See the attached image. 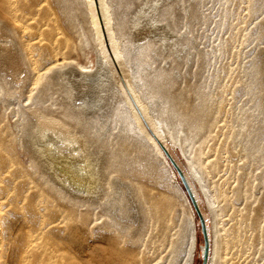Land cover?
<instances>
[{
  "label": "bare ground",
  "instance_id": "6f19581e",
  "mask_svg": "<svg viewBox=\"0 0 264 264\" xmlns=\"http://www.w3.org/2000/svg\"><path fill=\"white\" fill-rule=\"evenodd\" d=\"M207 1L85 0L90 64H84L68 59L75 44L65 32L55 0H0V95L12 107L18 130L6 135L0 121L1 264H68V247L73 246L61 240L90 231L98 213L107 228L128 221L124 199L137 201L139 188L132 180L130 153L157 159L192 210L167 152L206 211L201 212L209 236L207 264H232L226 255L222 211L237 167L226 164L219 180L213 181L219 163L208 165L203 147L210 135L208 105L222 102L226 91L224 70H207L226 49L222 40L211 45L208 30L215 19L204 9ZM229 1L220 0L217 22L222 25ZM196 21L202 31L195 30ZM252 64V80L244 87L251 95L239 108L235 131L240 151L262 167V182L264 60L260 68L257 61ZM196 101L202 102L200 107ZM15 145L27 155L32 171L19 174L26 167L20 165ZM173 145L179 156L166 149ZM253 173L246 174L241 193H247ZM44 193L52 198L47 212L37 202ZM26 201L29 208L20 210ZM191 220L188 264L194 262L198 237L194 216ZM262 227L259 214L252 216L247 207L230 235L243 249L253 243L248 232ZM203 246L204 241L198 243L201 258ZM122 258L116 256L117 264H133L119 263Z\"/></svg>",
  "mask_w": 264,
  "mask_h": 264
},
{
  "label": "rangeland",
  "instance_id": "374dc122",
  "mask_svg": "<svg viewBox=\"0 0 264 264\" xmlns=\"http://www.w3.org/2000/svg\"><path fill=\"white\" fill-rule=\"evenodd\" d=\"M55 1L65 32L75 44V49L71 51L68 59L90 64L86 58L89 54V49L86 48L90 44V33L87 16L83 13L85 0ZM207 2L209 4L204 9L210 11L215 19V23L210 24L208 30L211 45L221 40L226 45L224 52L220 56L218 54L217 59L213 58L207 70L214 71L220 67L224 70L221 82L225 85L226 91L221 97L222 102L208 105L209 114L205 117L210 120V125H208L210 135L203 143V147L209 157L208 165H212L214 161L219 163L217 168L219 172L216 171L217 169L212 172L213 181L219 180L226 164L234 163L237 167L229 183L230 187L227 189L230 200L224 203L222 211L223 224L228 235L226 255L227 258L232 259V264H264V259H262L264 252V181H260L262 167L253 165V162L257 161H253L245 150V152L240 151L235 131V129L238 130L236 120L239 108L251 95L244 87L252 80L250 71L252 63L257 61L260 68L264 60V0H259L257 3H255L256 0L229 1V15L223 25L221 21L217 22L220 19L218 14L222 7L220 0H208ZM253 7H255L254 10ZM194 28L202 31L199 29L198 21L195 22ZM81 54L83 56H80ZM91 55L94 58L93 53ZM195 83L196 79L190 82L191 85ZM193 97L192 93L188 94V100H192ZM201 104V101L195 102L196 107H200ZM0 121L1 126L6 129V135L17 133L16 117L13 116L12 107L2 101L1 95ZM15 148L20 165L24 164L21 166L26 167H21L18 170L19 174L32 171V168L28 169L27 155L16 145ZM166 149L179 156L175 145L173 148ZM244 155L247 157L244 158ZM140 159L142 165L135 167L133 163L139 162ZM127 160L133 169L132 180L139 187L136 192L137 201L130 196L124 199V216L128 221L125 220L121 225H110L107 228L103 224L105 218L100 217L98 213L90 231H78L61 240L73 246L68 247L66 263L117 264L116 256H123L119 263L132 261L133 264H188L191 233L194 226L191 216H194L199 244L204 241L199 216L191 200L189 199L192 210L174 190L172 179L161 168L157 159L152 157L147 159L142 155L130 153ZM250 170L254 172L253 178L247 187V193L244 194L240 191L244 188V179ZM33 177L39 180L38 173H35ZM178 179L182 188L186 190L179 176ZM31 191L33 192L34 189ZM51 201L52 198L47 193L37 199L39 208L44 211ZM21 205L20 210L22 208L27 210L30 202L26 201ZM202 206L201 203L200 208L205 215L206 211ZM247 207L250 208L252 216L259 214L263 227L248 232L253 243L242 249L239 240L231 238L230 230ZM114 208L119 212L118 207ZM145 208L147 211L144 210ZM139 209H143V212L140 213ZM97 211L100 212L101 209L98 208ZM117 212L113 210L111 213L116 215ZM13 213L17 214L18 211ZM73 223L75 221L68 224ZM196 248L198 251L197 246ZM193 264H202V258L198 254Z\"/></svg>",
  "mask_w": 264,
  "mask_h": 264
},
{
  "label": "water",
  "instance_id": "95a60500",
  "mask_svg": "<svg viewBox=\"0 0 264 264\" xmlns=\"http://www.w3.org/2000/svg\"><path fill=\"white\" fill-rule=\"evenodd\" d=\"M167 155L169 157V159L171 160L173 166L176 168L181 181L189 195V198L199 216V220H200V224H201V231L203 234V239H204V246H203V253H202V264H207V260H208V255H209V236H208V231H207V226H206V222H205V218L200 210V207L198 205V202L195 198V195L191 189L190 183L183 171V169L180 167V165L175 161V159L172 157V155L167 152Z\"/></svg>",
  "mask_w": 264,
  "mask_h": 264
},
{
  "label": "trees",
  "instance_id": "16d2710c",
  "mask_svg": "<svg viewBox=\"0 0 264 264\" xmlns=\"http://www.w3.org/2000/svg\"><path fill=\"white\" fill-rule=\"evenodd\" d=\"M197 243H199L198 237H197ZM197 247H198V244H197ZM196 257H197V248H196V253H195V260H196Z\"/></svg>",
  "mask_w": 264,
  "mask_h": 264
},
{
  "label": "snow or ice",
  "instance_id": "6c2138e0",
  "mask_svg": "<svg viewBox=\"0 0 264 264\" xmlns=\"http://www.w3.org/2000/svg\"><path fill=\"white\" fill-rule=\"evenodd\" d=\"M85 71H87V69L85 70ZM124 87L125 88H127L128 87V85H124ZM128 95H132V93L131 92H129V93H127ZM134 103H135V101H133Z\"/></svg>",
  "mask_w": 264,
  "mask_h": 264
}]
</instances>
